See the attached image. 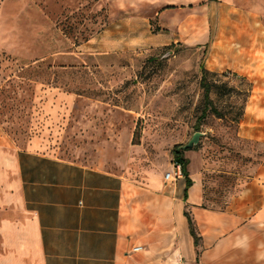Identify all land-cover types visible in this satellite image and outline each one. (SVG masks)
I'll use <instances>...</instances> for the list:
<instances>
[{"label":"rangeland","instance_id":"374dc122","mask_svg":"<svg viewBox=\"0 0 264 264\" xmlns=\"http://www.w3.org/2000/svg\"><path fill=\"white\" fill-rule=\"evenodd\" d=\"M215 2L169 8L170 22L178 7L204 10L192 16L196 37L106 54L96 49L117 13L108 0H0V139L135 181L181 150L206 200L224 205L236 188L228 173L242 164L252 176L264 159V84L241 72L245 4ZM202 78L217 112L200 120Z\"/></svg>","mask_w":264,"mask_h":264},{"label":"crops","instance_id":"0c3cea01","mask_svg":"<svg viewBox=\"0 0 264 264\" xmlns=\"http://www.w3.org/2000/svg\"><path fill=\"white\" fill-rule=\"evenodd\" d=\"M108 1L118 15L109 16L97 35L96 50L106 54L166 47L186 33L196 37L201 31L192 16L204 10L178 7L177 19L170 22L175 10L169 8L216 3ZM242 1L241 72L248 81L264 84V0ZM0 140V264H264V159L252 176L249 165L242 164L240 173H228L236 176V188L226 194L224 205H207L202 176L189 165V156L186 173L175 182L163 179L173 163L135 181L58 160L33 144L19 148L5 137ZM186 214L199 238L197 247Z\"/></svg>","mask_w":264,"mask_h":264},{"label":"trees","instance_id":"16d2710c","mask_svg":"<svg viewBox=\"0 0 264 264\" xmlns=\"http://www.w3.org/2000/svg\"><path fill=\"white\" fill-rule=\"evenodd\" d=\"M201 84H202V87L204 89V92H203V108L201 110V114H200V117H199L200 120H202V119H204L206 117L208 111H211L213 113L217 112L216 108L214 107V105L212 103V100L209 97L210 87H209L208 84L205 83V79L204 78H202ZM183 153L184 152L181 151V150H177V149L173 150V162H172L173 164L179 165L181 167L182 174L186 173L185 168H186V165L188 163L187 160L185 159ZM185 180H186V186L188 187L190 185V181L188 180L187 177L185 178ZM235 185H237V179L236 178H235ZM217 194H218V192H215V194L213 192L212 195H214V196L211 195L210 197L213 198ZM206 197H207V195L205 194V201L207 202V205H210L212 202H208L206 200ZM214 204L218 205L217 203H214ZM186 217H187V220H188L190 235L193 238L194 246L197 247L199 238H198V236L196 234V230H195L194 224H193L191 218L187 214H186Z\"/></svg>","mask_w":264,"mask_h":264},{"label":"built area","instance_id":"2783aa9c","mask_svg":"<svg viewBox=\"0 0 264 264\" xmlns=\"http://www.w3.org/2000/svg\"><path fill=\"white\" fill-rule=\"evenodd\" d=\"M183 176L182 171H181V167L179 165L173 164L171 167V171L167 172L163 179L164 182L166 183H172L175 182L178 179H181ZM140 248H135L134 250L137 251Z\"/></svg>","mask_w":264,"mask_h":264},{"label":"water","instance_id":"95a60500","mask_svg":"<svg viewBox=\"0 0 264 264\" xmlns=\"http://www.w3.org/2000/svg\"><path fill=\"white\" fill-rule=\"evenodd\" d=\"M201 136L200 133H195L192 138L190 139V141L182 147L183 150H187L190 149L191 147L195 146L198 142L199 137Z\"/></svg>","mask_w":264,"mask_h":264}]
</instances>
